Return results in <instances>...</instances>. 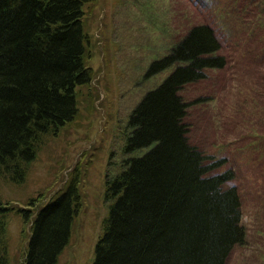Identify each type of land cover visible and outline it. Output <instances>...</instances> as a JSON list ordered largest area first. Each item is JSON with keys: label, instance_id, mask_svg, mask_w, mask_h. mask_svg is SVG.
I'll list each match as a JSON object with an SVG mask.
<instances>
[{"label": "trees", "instance_id": "obj_1", "mask_svg": "<svg viewBox=\"0 0 264 264\" xmlns=\"http://www.w3.org/2000/svg\"><path fill=\"white\" fill-rule=\"evenodd\" d=\"M93 1L0 0V178L23 182L45 136L77 116L79 87L92 79L84 16ZM220 47L210 25L195 24L151 62L146 75L171 72L129 115V154L106 180L112 202L93 264H227L245 243L234 172L189 140V102L181 94L185 84L226 64ZM78 180L74 174L44 204L42 194L29 199L31 207L0 198V264H10L12 212L30 222L23 264L57 263L79 209Z\"/></svg>", "mask_w": 264, "mask_h": 264}, {"label": "rangeland", "instance_id": "obj_2", "mask_svg": "<svg viewBox=\"0 0 264 264\" xmlns=\"http://www.w3.org/2000/svg\"><path fill=\"white\" fill-rule=\"evenodd\" d=\"M84 17L92 79L79 87L78 114L45 136L23 182L0 178V198L28 207L29 199L42 194L41 204L76 174L79 209L56 264H93L112 202L106 180L121 171L129 154V115L171 68L146 72L191 26L205 23L216 32L226 64L183 86L188 137L224 159L221 168L233 170L241 192L246 239L227 264H264V0H94ZM29 235L30 222L10 213V264H23Z\"/></svg>", "mask_w": 264, "mask_h": 264}]
</instances>
